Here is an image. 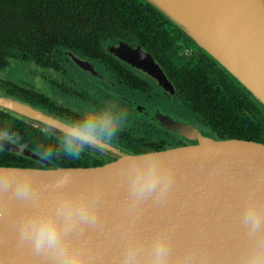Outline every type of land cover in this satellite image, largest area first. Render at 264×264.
Masks as SVG:
<instances>
[{
    "label": "water",
    "instance_id": "water-1",
    "mask_svg": "<svg viewBox=\"0 0 264 264\" xmlns=\"http://www.w3.org/2000/svg\"><path fill=\"white\" fill-rule=\"evenodd\" d=\"M145 1L190 36L264 106V0ZM113 51L156 78L166 92L174 93L163 69L151 55L125 44ZM73 58L80 67L89 68L84 60ZM0 108L59 134L55 126L62 119L24 101L0 94ZM159 120L191 144L159 151L174 164L175 181L161 203L149 198L136 210L137 230L151 236L160 228L175 226L174 252L182 251L195 241L207 252L220 248L227 252L242 234L237 218L249 188L257 187L258 195L264 198V142L220 139L170 118ZM0 145L38 162L41 167L21 168L32 169L42 185H52L68 172L72 177L69 188L73 191L96 185L103 187L101 227L88 229L85 235L93 251L100 256L98 264H111L123 247L120 226L130 219L124 172L128 152L110 147L107 150L116 156L111 163L63 167L16 142L0 139ZM2 167L18 166L0 165ZM54 196L51 188L44 193L46 200ZM25 210L26 206L20 202H13L6 210L0 199V258L17 251L16 229ZM0 264H4L3 259Z\"/></svg>",
    "mask_w": 264,
    "mask_h": 264
},
{
    "label": "clouds",
    "instance_id": "clouds-1",
    "mask_svg": "<svg viewBox=\"0 0 264 264\" xmlns=\"http://www.w3.org/2000/svg\"><path fill=\"white\" fill-rule=\"evenodd\" d=\"M127 113L115 100L85 105L73 117L59 122V143L42 152L45 159L64 157L77 160L88 145L101 149L115 146ZM15 133L0 129V139L15 142ZM127 178V204L130 219L120 226L123 243L111 264H264V198L251 187L241 202L237 218L242 229L238 242L227 252L223 248L207 252L195 241L182 251L174 252L175 226H165L151 236L136 228V210L149 198L161 203L175 181V167L159 151L128 153L124 159ZM68 172L52 185H42L32 169L0 168V199L7 210L20 202L26 210L17 226L18 249L3 259L4 264H98L100 256L92 249L85 233L101 227L103 187L69 188ZM51 188L55 196L44 193ZM26 249V250H21Z\"/></svg>",
    "mask_w": 264,
    "mask_h": 264
},
{
    "label": "flooded vegetation",
    "instance_id": "flooded-vegetation-1",
    "mask_svg": "<svg viewBox=\"0 0 264 264\" xmlns=\"http://www.w3.org/2000/svg\"><path fill=\"white\" fill-rule=\"evenodd\" d=\"M165 40L170 45L165 47L174 49L179 64L185 65L184 72L172 64L169 53H159L160 48L150 40L133 34L102 36L90 45H82L77 39L53 46H42V41H35L33 51L37 54L27 51L20 55L14 50L5 58L0 52V90L13 88L62 120L75 116L85 105L115 100L127 113V119L114 147L128 153L164 151L191 144L158 125L154 116L161 114L220 139L251 137L241 129L215 131L221 124L213 122V118L194 103L191 81H202L206 85L204 100L215 112L223 113L225 105L236 102L253 120L258 117V124L264 128V106L190 36L174 28ZM121 44L138 47L151 55L163 69L174 93L166 92L156 78L118 56L113 48ZM73 56L87 62L89 68L80 67ZM20 65L26 73L17 78L16 67ZM215 94H224L226 103L216 104ZM247 106L256 110L257 116L252 115ZM262 134L259 136L264 138ZM79 160L89 166H99L115 161L116 156L107 149L88 145Z\"/></svg>",
    "mask_w": 264,
    "mask_h": 264
},
{
    "label": "trees",
    "instance_id": "trees-1",
    "mask_svg": "<svg viewBox=\"0 0 264 264\" xmlns=\"http://www.w3.org/2000/svg\"><path fill=\"white\" fill-rule=\"evenodd\" d=\"M174 28L180 29L145 0H0V52L5 58L11 56L10 52L14 50H18L20 55L27 51L37 54L33 51L35 41H42V46H53L65 42L69 44L77 39L82 41V45H90L91 41L102 36L133 34L150 40L160 48L159 53H169L172 64L184 72L185 65L179 64L174 55L175 50L165 47L170 46L165 36H169ZM205 87L202 81H191L190 93L194 103L213 118V122L221 124L215 131L241 129L251 136L247 139L264 142V128L258 124V117L253 120L236 102L225 105L226 111L223 113L215 112L216 109L204 100ZM0 94L24 101L52 115L13 88H4ZM214 97L216 104L226 103L224 94H215ZM247 110L257 116V111L252 107L247 106ZM6 126L10 133H15L13 139L16 143L40 154L55 148L59 143L57 132L0 108V129ZM227 136L231 137V134ZM51 160L63 167H92L79 159L67 160L62 156ZM0 165L41 167L38 162L1 145Z\"/></svg>",
    "mask_w": 264,
    "mask_h": 264
},
{
    "label": "rangeland",
    "instance_id": "rangeland-1",
    "mask_svg": "<svg viewBox=\"0 0 264 264\" xmlns=\"http://www.w3.org/2000/svg\"><path fill=\"white\" fill-rule=\"evenodd\" d=\"M31 67V66H30ZM32 68V67H31ZM24 69V67H22L21 65L19 66V67H16V70H17V78H20V77H23L24 75H25V71L23 70ZM76 82H79V81H76ZM95 98V97H94ZM159 118H170V117H167V116H164V115H156V116H154V119L158 122V125H161V126H163V127H165L166 129H168V130H170L168 127H166L164 124H162V122L159 120ZM171 119V118H170ZM174 120V119H173ZM176 121V120H175ZM176 122H179V121H176ZM179 123H181V124H183V125H186V124H184V123H182V122H179ZM171 132H173L174 133V131H172V130H170Z\"/></svg>",
    "mask_w": 264,
    "mask_h": 264
}]
</instances>
